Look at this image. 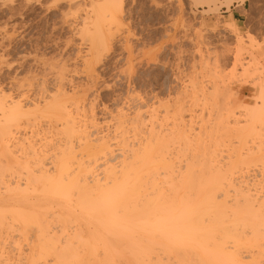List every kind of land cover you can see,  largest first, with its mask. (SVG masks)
Listing matches in <instances>:
<instances>
[{
  "label": "bare ground",
  "instance_id": "bare-ground-1",
  "mask_svg": "<svg viewBox=\"0 0 264 264\" xmlns=\"http://www.w3.org/2000/svg\"><path fill=\"white\" fill-rule=\"evenodd\" d=\"M64 70L51 90L27 80L0 90V264H264V69L252 107L227 109L217 84L214 113L182 105L164 124L153 108L121 107L107 133L80 123ZM221 139L235 144L228 155ZM255 165L260 175L236 172Z\"/></svg>",
  "mask_w": 264,
  "mask_h": 264
},
{
  "label": "rangeland",
  "instance_id": "rangeland-1",
  "mask_svg": "<svg viewBox=\"0 0 264 264\" xmlns=\"http://www.w3.org/2000/svg\"><path fill=\"white\" fill-rule=\"evenodd\" d=\"M117 2L111 5L108 0H0V90L15 95L18 84L24 81L35 84L33 90L36 85L51 90L54 88L53 74L63 67L66 73L64 90L70 96L81 98L78 102L80 123H87L86 130L90 131L88 124L94 119L105 133L113 129L114 120L111 119L121 107L127 117L136 109L147 111L153 108L161 120L162 114L171 116L182 105L185 111L188 109L187 113L195 109L199 113L202 107L211 112V94L217 84L227 89L226 96L229 97H224L225 101L233 104L229 107L225 102L227 109L236 112L241 111V106L254 105L256 100L253 98L258 95L255 78L264 69H261L264 67V0H230L226 5L225 0L207 5L195 0ZM244 2L246 6L241 20L233 21L226 16L233 5ZM94 8H103L105 13L98 12L97 16ZM240 63L250 65L247 72L241 70ZM221 93L222 97L225 91ZM219 99L216 100L222 106L224 100ZM208 101L212 105L210 108ZM204 109L200 115L202 118L204 114L207 117ZM167 115L163 116L164 124ZM147 121L148 118L146 124L149 127ZM170 121L171 118L168 123ZM36 134L39 136L34 138L26 139L28 134L24 136L25 142L45 136V132L39 129ZM221 141L220 149L231 148L228 141ZM246 146L243 148L252 145ZM179 155L180 152L175 159L172 158L175 167L183 158ZM253 167L242 166L234 171L261 174V167Z\"/></svg>",
  "mask_w": 264,
  "mask_h": 264
},
{
  "label": "crops",
  "instance_id": "crops-1",
  "mask_svg": "<svg viewBox=\"0 0 264 264\" xmlns=\"http://www.w3.org/2000/svg\"><path fill=\"white\" fill-rule=\"evenodd\" d=\"M245 6V2L243 4L238 3L233 5L230 9V12L227 13L226 16H229L233 21L241 20V18L244 16Z\"/></svg>",
  "mask_w": 264,
  "mask_h": 264
},
{
  "label": "snow or ice",
  "instance_id": "snow-or-ice-1",
  "mask_svg": "<svg viewBox=\"0 0 264 264\" xmlns=\"http://www.w3.org/2000/svg\"><path fill=\"white\" fill-rule=\"evenodd\" d=\"M262 24H264V21H262ZM262 31H264V28H262Z\"/></svg>",
  "mask_w": 264,
  "mask_h": 264
}]
</instances>
